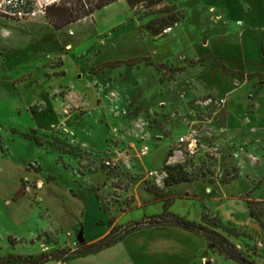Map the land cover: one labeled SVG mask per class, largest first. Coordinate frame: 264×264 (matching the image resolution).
Wrapping results in <instances>:
<instances>
[{
    "label": "rangeland",
    "instance_id": "1",
    "mask_svg": "<svg viewBox=\"0 0 264 264\" xmlns=\"http://www.w3.org/2000/svg\"><path fill=\"white\" fill-rule=\"evenodd\" d=\"M1 15L0 256L74 251L116 226L177 217L218 231L247 261L264 264V153L219 138L225 97L208 95L194 78L208 34L196 20L205 19L201 6L191 2L186 16L178 0L150 9L115 2L59 29L42 13ZM169 17L172 27L187 18V37L174 28L150 33ZM129 58L134 64L109 65ZM190 135L202 144L195 157L184 149ZM109 158L118 161L110 171ZM167 167L189 180L166 183ZM232 181L241 195L207 201L205 187ZM231 198L246 204L254 228L212 209ZM165 207L169 216L152 217Z\"/></svg>",
    "mask_w": 264,
    "mask_h": 264
},
{
    "label": "crops",
    "instance_id": "2",
    "mask_svg": "<svg viewBox=\"0 0 264 264\" xmlns=\"http://www.w3.org/2000/svg\"><path fill=\"white\" fill-rule=\"evenodd\" d=\"M53 1L56 0L49 2ZM178 1L183 5L186 16L191 2L195 9L197 5L201 6L202 15L205 16L204 21L196 18L197 23L204 24L205 33L208 34L205 36L203 49L205 55L195 57L196 60H201L205 56L200 61L201 65L196 69L194 78L208 95L225 97L223 124L219 135L221 142L225 145L233 141L249 143L264 153V79L260 80V76L264 75V0ZM1 16L22 20L6 14ZM44 18L52 26L45 15ZM186 20L185 17V21L173 27L178 31L176 37L184 32L187 37L189 30ZM124 64L132 65L134 62L129 58L109 65ZM244 186L245 192L252 189L249 185ZM241 188L236 181L210 184L205 187V191H209L206 199L215 202L221 201L223 195H241ZM232 198L223 209H218L219 206L216 205L212 209L223 219H231L254 228L252 219L245 216L246 204ZM159 207L160 210L153 213L163 211V207ZM234 207L241 212H237ZM38 226L43 227L44 224ZM209 246L210 242L204 236L179 225L153 224L131 231L114 245L97 253L76 257L66 264H239L224 254L212 252ZM43 264L60 262L50 260Z\"/></svg>",
    "mask_w": 264,
    "mask_h": 264
},
{
    "label": "trees",
    "instance_id": "3",
    "mask_svg": "<svg viewBox=\"0 0 264 264\" xmlns=\"http://www.w3.org/2000/svg\"><path fill=\"white\" fill-rule=\"evenodd\" d=\"M119 0H56L51 2L45 7V16L48 22L55 28L66 27L72 23L80 21L88 16H91L95 11L106 7ZM130 8H136L143 6L146 9L153 8L157 5H161L169 0H124ZM171 18V19H170ZM175 18H163L161 19L156 27L148 26L150 33L153 35L159 34L165 26H168ZM224 68V65L222 64ZM264 79V75L260 76ZM37 141V138H35ZM38 142V141H37ZM168 177L166 183L188 181L189 175L183 171L178 170L176 172H170V167H167ZM174 169V168H173ZM250 204V202H249ZM167 207L164 208L163 214H155L152 217L162 218L169 216ZM153 224H173L179 225L187 230L196 232L204 236L210 243H213L220 252L225 254L226 257L231 258L241 264H254L245 259L243 254L235 247V245L227 239L223 234L218 231L211 229L205 225H196L191 221L184 220L181 218L171 219V221H161L157 223H150L147 221L134 222L125 226L113 227L108 233L101 238L93 242H79L77 248L74 251L70 249L56 250L48 254H41L40 256H21L9 254L6 256H0V264H43L50 260H61V259H74L76 257L85 256L88 254H94L102 249L110 247L123 239L128 233L138 228L153 225ZM220 226V225H219Z\"/></svg>",
    "mask_w": 264,
    "mask_h": 264
},
{
    "label": "built area",
    "instance_id": "4",
    "mask_svg": "<svg viewBox=\"0 0 264 264\" xmlns=\"http://www.w3.org/2000/svg\"><path fill=\"white\" fill-rule=\"evenodd\" d=\"M44 1V2H42ZM48 0H0V12L17 19H26L35 16L37 13L45 14V7L49 4ZM172 26H167L163 29V33H168L172 30ZM184 149L188 157L198 155L202 147L198 136L190 135L184 141ZM148 147L144 146L141 149V154L145 155ZM105 168L110 171L118 166V161L115 158H109L104 161ZM60 264H66L61 262Z\"/></svg>",
    "mask_w": 264,
    "mask_h": 264
},
{
    "label": "water",
    "instance_id": "5",
    "mask_svg": "<svg viewBox=\"0 0 264 264\" xmlns=\"http://www.w3.org/2000/svg\"><path fill=\"white\" fill-rule=\"evenodd\" d=\"M83 242V241H80V243Z\"/></svg>",
    "mask_w": 264,
    "mask_h": 264
}]
</instances>
